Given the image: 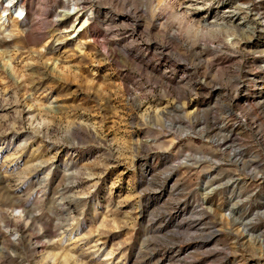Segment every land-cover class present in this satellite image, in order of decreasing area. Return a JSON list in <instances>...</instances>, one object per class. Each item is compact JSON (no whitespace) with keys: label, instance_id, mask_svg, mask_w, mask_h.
I'll return each instance as SVG.
<instances>
[{"label":"rangeland","instance_id":"rangeland-1","mask_svg":"<svg viewBox=\"0 0 264 264\" xmlns=\"http://www.w3.org/2000/svg\"><path fill=\"white\" fill-rule=\"evenodd\" d=\"M0 264H264V0H0Z\"/></svg>","mask_w":264,"mask_h":264},{"label":"bare ground","instance_id":"bare-ground-1","mask_svg":"<svg viewBox=\"0 0 264 264\" xmlns=\"http://www.w3.org/2000/svg\"><path fill=\"white\" fill-rule=\"evenodd\" d=\"M242 22H244V19H241Z\"/></svg>","mask_w":264,"mask_h":264}]
</instances>
